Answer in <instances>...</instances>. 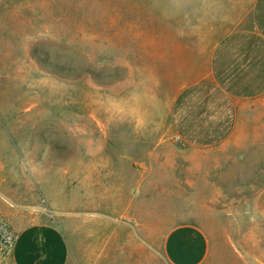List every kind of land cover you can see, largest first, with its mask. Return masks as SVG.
Wrapping results in <instances>:
<instances>
[{"label": "rangeland", "instance_id": "374dc122", "mask_svg": "<svg viewBox=\"0 0 264 264\" xmlns=\"http://www.w3.org/2000/svg\"><path fill=\"white\" fill-rule=\"evenodd\" d=\"M254 0H0V214L62 226L78 264H170L165 235L203 230L202 264H264V96L209 149L178 144L177 94ZM15 231V230H14ZM4 257L0 256V261Z\"/></svg>", "mask_w": 264, "mask_h": 264}, {"label": "crops", "instance_id": "0c3cea01", "mask_svg": "<svg viewBox=\"0 0 264 264\" xmlns=\"http://www.w3.org/2000/svg\"><path fill=\"white\" fill-rule=\"evenodd\" d=\"M264 96V0H254L249 28L229 32L213 47L209 74L186 85L171 110L173 138L178 144L209 149L224 143L237 125L240 105ZM13 216L15 245L0 264H78L76 242L62 226L4 206ZM170 264H202L209 241L195 225H180L165 235Z\"/></svg>", "mask_w": 264, "mask_h": 264}, {"label": "built area", "instance_id": "2783aa9c", "mask_svg": "<svg viewBox=\"0 0 264 264\" xmlns=\"http://www.w3.org/2000/svg\"><path fill=\"white\" fill-rule=\"evenodd\" d=\"M175 141H178L175 138ZM17 233L11 227L10 222L0 214V256L6 257L9 255L15 245Z\"/></svg>", "mask_w": 264, "mask_h": 264}]
</instances>
